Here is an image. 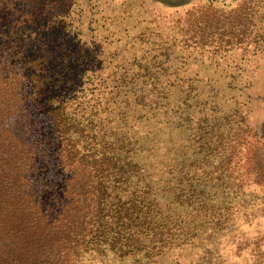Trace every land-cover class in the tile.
I'll use <instances>...</instances> for the list:
<instances>
[{
  "label": "trees",
  "instance_id": "1",
  "mask_svg": "<svg viewBox=\"0 0 264 264\" xmlns=\"http://www.w3.org/2000/svg\"><path fill=\"white\" fill-rule=\"evenodd\" d=\"M47 1L0 0V264H89L106 253L150 262L201 229L224 228L229 196L209 204L185 193L174 147H161L172 82H131V133L109 126L100 103L86 116L88 56ZM166 151L173 158L162 163Z\"/></svg>",
  "mask_w": 264,
  "mask_h": 264
},
{
  "label": "rangeland",
  "instance_id": "2",
  "mask_svg": "<svg viewBox=\"0 0 264 264\" xmlns=\"http://www.w3.org/2000/svg\"><path fill=\"white\" fill-rule=\"evenodd\" d=\"M41 1L26 3L31 8ZM47 3L52 12H64L55 20L88 56L79 93L86 116L100 103L112 114L109 126L131 133L137 126L131 82H172L159 108L161 147H174L185 193L202 202L212 198L209 204L228 200L231 212L221 230L201 229L153 261L106 253L88 256V263L264 264V186L251 181L264 178V0ZM161 157L162 163L173 158L167 151Z\"/></svg>",
  "mask_w": 264,
  "mask_h": 264
}]
</instances>
